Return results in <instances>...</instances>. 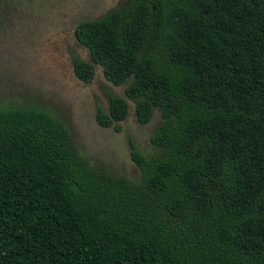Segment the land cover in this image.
<instances>
[{
  "label": "trees",
  "instance_id": "16d2710c",
  "mask_svg": "<svg viewBox=\"0 0 264 264\" xmlns=\"http://www.w3.org/2000/svg\"><path fill=\"white\" fill-rule=\"evenodd\" d=\"M74 33L75 76L125 85L96 123L158 110L156 152L109 176L48 109L1 107L0 264H264V0H131Z\"/></svg>",
  "mask_w": 264,
  "mask_h": 264
},
{
  "label": "rangeland",
  "instance_id": "374dc122",
  "mask_svg": "<svg viewBox=\"0 0 264 264\" xmlns=\"http://www.w3.org/2000/svg\"><path fill=\"white\" fill-rule=\"evenodd\" d=\"M130 1L0 0V108L19 104L48 109L90 165L136 182L139 171L130 157V143L146 157L156 152L149 137L160 122L159 111L142 125L134 102L127 99L121 130L100 127L95 120L98 107L107 110L109 95L123 96L125 85L113 86L99 65L90 83L80 81L73 70L75 58L89 60L88 49L76 40V25Z\"/></svg>",
  "mask_w": 264,
  "mask_h": 264
},
{
  "label": "flooded vegetation",
  "instance_id": "af4514ba",
  "mask_svg": "<svg viewBox=\"0 0 264 264\" xmlns=\"http://www.w3.org/2000/svg\"><path fill=\"white\" fill-rule=\"evenodd\" d=\"M73 67H74V63H73ZM74 70V69H73Z\"/></svg>",
  "mask_w": 264,
  "mask_h": 264
}]
</instances>
